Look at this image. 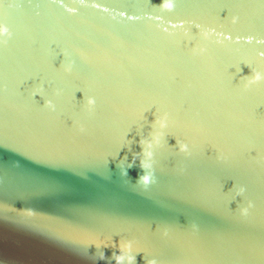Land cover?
<instances>
[{
  "label": "water",
  "instance_id": "water-1",
  "mask_svg": "<svg viewBox=\"0 0 264 264\" xmlns=\"http://www.w3.org/2000/svg\"><path fill=\"white\" fill-rule=\"evenodd\" d=\"M161 2L0 0V23L12 33L0 45V204L40 214L28 222L0 215L8 257L115 264L118 250L103 248L106 259L94 261L96 248L85 255L73 239L94 233L117 244L139 240L145 254L136 264L148 256L159 264H264V82L242 86L251 70L264 72V0H175L172 13H161ZM196 24L222 43L201 40ZM193 44L207 55H193ZM165 112L168 143L156 153V183L143 191L139 169L121 177L119 165L140 151L135 139L150 131L153 113ZM175 139L190 143V157ZM234 185L246 189L235 201Z\"/></svg>",
  "mask_w": 264,
  "mask_h": 264
},
{
  "label": "clouds",
  "instance_id": "clouds-1",
  "mask_svg": "<svg viewBox=\"0 0 264 264\" xmlns=\"http://www.w3.org/2000/svg\"><path fill=\"white\" fill-rule=\"evenodd\" d=\"M84 0H81L83 3ZM175 0H162L161 4L158 6L159 11L161 13H172L175 10ZM69 13H75V8H67L66 9ZM107 11V9H104ZM121 16L125 15L124 13H120ZM133 19V17H129ZM239 21V17L232 16L231 17V24L235 25ZM184 28V23L181 22L179 25L172 24L171 28L176 29ZM194 27L198 30L200 39L207 42L211 41L213 36H216V43H222L219 39V33H216L215 29H204L201 25H194ZM164 31H168V29H164ZM185 37H190V32L185 30L184 32ZM12 38V33L10 32L9 28L0 23V45L6 46L8 41ZM224 39H231L230 36H225ZM239 42V39H237ZM247 42H251V38ZM258 43H264V41H258ZM192 54L196 56H205L208 53V48L206 46L200 44H193L192 46ZM262 57H264V53H260ZM72 70V64L68 63L64 66L65 73H70ZM243 81V90L247 91L251 87L258 85L264 82V72L251 70L250 76L242 77ZM44 91L43 86L38 87L33 96L41 95ZM56 95H60V92L57 91ZM85 99V107L89 114H91L96 106V100L94 97H87ZM49 111H55V105L51 100H46L44 105ZM154 120L149 124L150 131L147 135L139 136V140L135 139V144H137L140 148L139 152H135L132 154L131 161L125 167L123 164L119 165L120 168V175L121 177H128L129 176V169L134 167L139 169L137 178L135 180V185L143 191H147L152 185L156 183V176H155V157L156 153L165 147V142L167 141V137L169 135L170 128L172 127V122L170 121V117L168 113L162 114H155ZM140 119L145 120L147 119L145 113L140 114ZM80 132H84L85 129L81 126L79 128ZM131 132L125 134L124 139L127 141L128 146L133 143L132 139H129L128 136ZM176 140L175 149L178 153L183 154L186 158L192 155V146L190 143ZM168 143V141H167ZM233 200L235 201L238 197H243L246 189L243 186L235 187ZM254 207L253 203L249 201L246 206L239 207V215L242 218H247L250 214V210ZM9 213L15 214V216L20 218V222H28L32 221L40 216L38 212L33 210L32 208H25L21 210H17L16 208L9 206L7 204H0V215H3L7 218ZM193 230H195V226H193ZM162 235L167 237L169 232L167 229L162 231ZM73 239L77 244H79L84 250V254L87 255V250L90 247L96 248V254L91 257L92 260H105V254L102 251L103 248H113L118 250L113 251L111 260L115 261V264H136V255L139 253H144L145 250L141 246V243L137 239H120L119 243H114L111 236L101 237L100 234L94 233H78L76 234ZM7 247V241L5 238L0 236V264H33L31 261H22L18 259H12L4 254V249ZM145 264H159L158 260L154 257L148 256L145 259Z\"/></svg>",
  "mask_w": 264,
  "mask_h": 264
}]
</instances>
